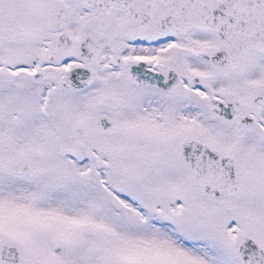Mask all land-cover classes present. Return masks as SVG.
Returning a JSON list of instances; mask_svg holds the SVG:
<instances>
[{
    "label": "snow or ice",
    "instance_id": "obj_1",
    "mask_svg": "<svg viewBox=\"0 0 264 264\" xmlns=\"http://www.w3.org/2000/svg\"><path fill=\"white\" fill-rule=\"evenodd\" d=\"M0 264H264V0H0Z\"/></svg>",
    "mask_w": 264,
    "mask_h": 264
}]
</instances>
